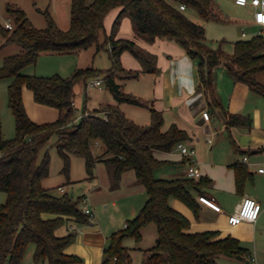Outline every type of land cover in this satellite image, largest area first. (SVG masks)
I'll return each instance as SVG.
<instances>
[{
	"label": "trees",
	"instance_id": "obj_1",
	"mask_svg": "<svg viewBox=\"0 0 264 264\" xmlns=\"http://www.w3.org/2000/svg\"><path fill=\"white\" fill-rule=\"evenodd\" d=\"M180 4H185L186 9H181ZM117 7L121 9L108 34L105 18ZM189 10L196 11L204 21H224L214 0H72L71 26L61 30L51 16L47 27L35 28L24 9L8 6L16 26L4 29L3 45L18 43L22 50L6 56L0 66V79L12 78L8 86L9 105L16 121V135L5 138L0 115V190L7 193L6 201L0 203V264H76L81 259L65 252L75 239V231L59 236L56 230L66 215L75 216L82 223L90 222L83 210L84 196L57 194L44 184L50 175L51 154L46 151L39 159V152L54 134L59 136L55 146L65 176L70 175L71 156L79 155L85 160L88 178L95 176L96 163L101 159L111 168L113 187L119 184L123 172L132 168L146 188L148 199L140 212L109 236L103 264H133L124 241L131 237L140 242L143 227L151 222L157 227L156 243L145 250L142 264H221L220 256L253 262L251 249L232 235L217 238L215 230L188 232L189 218L171 205V198H178L198 215L199 200L193 190L206 186L207 177L196 180L189 176L155 175V170L166 163L156 156V151H171L179 142L188 140L187 130L176 123L164 129L163 113L154 107H150L148 124L137 123L119 105L113 104H102L92 110L85 108L77 121L78 108L73 103L76 87L82 82L86 84L91 77L101 76L118 103L146 105L143 98L126 91L122 81L138 78L143 71H155V56L138 47L133 39L116 38L124 15L131 17L139 34L150 39L174 40L186 50L197 62L200 76L197 91L203 92L210 105H220L213 79V70L219 64H224L236 81L264 95V84L256 77L264 70V35L237 40L233 52H226L221 45L213 47L208 43L204 22L192 19ZM92 45L98 50L108 47L111 68H77L68 77L23 72L27 66L36 64L43 52L70 53ZM124 51L139 58L144 70L126 69L121 61ZM24 86L33 90L37 102L59 108L60 117L46 123L32 120L23 100ZM226 115L228 126L252 124L247 115ZM95 141L104 146L100 154L93 149ZM235 167L237 187L241 191L252 174L244 163ZM43 212L58 216L45 218ZM32 243L35 244L32 260L26 262Z\"/></svg>",
	"mask_w": 264,
	"mask_h": 264
},
{
	"label": "crops",
	"instance_id": "obj_2",
	"mask_svg": "<svg viewBox=\"0 0 264 264\" xmlns=\"http://www.w3.org/2000/svg\"><path fill=\"white\" fill-rule=\"evenodd\" d=\"M235 3L240 6L250 5L253 9L251 25L259 24L255 20L258 7L250 3L241 5L236 0ZM120 9V7L114 8L105 18L108 34L112 31ZM203 22L206 26L213 20H203ZM243 32L246 33L245 30ZM243 32V37L238 40L253 37H248ZM116 38L133 39L138 47L154 55L156 70L143 71L138 78L122 81L126 91L145 100L146 105L142 106L143 108H131L129 103H118L112 94L107 96L106 101L101 104L119 105L126 115L129 111L133 112L134 115L129 113L128 116L139 124L150 122V107H154L163 113L164 129L176 123L187 130L190 138L184 142L193 151L192 155L181 154L176 146L171 151H156V156L166 160V163L155 170V175L159 178L187 176L190 163L192 161L197 163L202 175L195 179L207 177L209 182L200 190H193L195 196L198 200L200 195L214 198L222 206V211H217L200 200L198 215L178 198H171V205L189 218L191 224L187 229L188 232L215 230L218 231L217 238L232 235L240 239L245 246L250 245L257 240L261 230L260 225L264 226L260 223V219L255 222L243 221L240 224L231 225L228 218L230 214L239 210L247 195L261 203L264 201V194L258 192V186L264 187V174L257 170L258 166L264 163V95L251 89L246 83L236 81L227 67L219 64L213 70V79L220 105H210L203 92L197 91L200 83L197 62L180 44L164 37L150 39L139 34L129 15H124L121 19ZM16 49H18L17 52L21 50L15 47L14 50ZM121 61L126 69L144 70L142 61L130 51H124L121 54ZM131 81L139 84V87L135 88L136 84L133 86ZM102 85L103 82L98 86L102 87ZM82 90L80 85H77L74 104L78 109L84 100ZM85 91L88 92L87 87ZM23 100L29 116L35 122H54L61 115L59 108L37 102L33 90L27 86L23 87ZM88 101L87 95L84 108L88 110L98 108L89 107ZM204 111L210 113L209 119L203 116ZM226 113L247 115L252 119V124L228 126ZM245 156L248 157L247 161L244 160ZM237 163H244L252 174L241 191L237 187L235 167ZM162 168L164 170H159ZM66 178V181L58 184L60 191L70 193L72 189L70 194L74 197L84 196L83 208L88 204L94 213V219L88 223H82L77 221L75 216L66 215L64 224L57 228L56 234L60 236L75 231V239L65 248V252L79 256L81 259L78 263L83 261V264H103L104 249L109 236L125 227L127 221L140 212L148 199L146 188L139 183L136 172L132 168L125 170L119 184L113 187L107 164L101 159L96 163L93 178H88L87 174H82L80 177L69 175ZM74 191L77 192V196L74 195ZM138 193L141 196L136 200L134 198ZM125 198H128L127 202L129 200L130 202L127 203ZM100 205H105L106 209ZM99 206L103 210L98 208ZM42 215L45 218L58 216L48 212H43ZM147 227L145 226L144 229ZM141 241H135V246L132 243L131 246L124 243L133 261V249L141 248L144 250L145 257V250L153 246L149 245L146 248L143 244L140 245Z\"/></svg>",
	"mask_w": 264,
	"mask_h": 264
},
{
	"label": "rangeland",
	"instance_id": "obj_3",
	"mask_svg": "<svg viewBox=\"0 0 264 264\" xmlns=\"http://www.w3.org/2000/svg\"><path fill=\"white\" fill-rule=\"evenodd\" d=\"M216 9L220 12L224 22H210L206 24V33L208 37V42L213 47H221L226 52H233L234 42L242 38L243 30L246 31L248 37H252L258 32L262 31L261 34L264 35V26L262 25H251L253 9L250 5L240 6L235 3V0H214ZM8 6L21 7L26 12L29 22L35 28H45L48 26V16H51L55 22V25L61 30H68L71 26V6L72 0H0V45H3L6 41L5 24L9 20L14 27L16 26L15 19L9 15ZM47 12V14H46ZM189 16L195 21L203 22L200 15L194 11H188ZM14 29V28H13ZM104 36L102 35V39ZM16 48H21L22 46L18 43L5 44L0 49V66L3 65L4 58L8 55L14 54L18 51ZM143 63V62H142ZM88 66H93L98 69H109L112 67V59L109 54L108 47L97 49L96 45H92L87 49H82L77 52L70 53H49L43 52L39 55L37 63L27 66L23 72L27 74H36L51 76L54 74H60L64 77H68L74 73L77 68H85ZM143 66L144 63H143ZM98 77H91L85 82L80 83V88L83 89L82 97L84 98L83 104L80 109L76 110L77 121L81 118L84 113V103H86L87 95L89 97L88 105L100 107L101 102H105L107 96H111L108 87L105 85L104 81L102 87L98 85H93L92 82ZM257 79L264 84V70L260 71L257 75ZM12 78H2L0 79V115L2 120V130L5 138H12L16 135V121L14 113L9 105V92L8 86ZM134 81L130 83L136 84ZM88 85V86H87ZM87 87V93H86ZM139 87V84L134 86ZM101 104V105H100ZM131 108H143L140 105L130 104ZM134 115L133 112L129 111L128 115ZM127 115V116H128ZM131 118V116H128ZM140 117V116H138ZM132 119V118H131ZM145 124V123H143ZM58 135L54 134L48 142L43 146L39 152V159H42L45 152L49 151L51 154L50 163V175L45 179L44 184L47 187H52L54 193H61L58 184L66 181V176L61 172L62 168V158L59 155L57 147L55 146L58 140ZM94 151L98 154L104 150V146L100 141H95L93 144ZM110 177L111 168L107 165ZM164 170V168L159 169ZM87 174L85 167V160L79 155L71 156V169L70 176L80 177L81 175ZM112 179V177H111ZM140 183V182H139ZM253 185H251V188ZM258 192L264 194V187L258 186ZM72 191V189H70ZM254 190V187L252 188ZM70 191V193H71ZM77 196V192H73ZM141 196L140 193L136 194L134 199H138ZM7 199V193L0 190V203L5 202ZM132 199V200H134ZM126 202L128 198H125ZM130 200L127 202L129 203ZM264 206V201L262 202ZM103 209H106L105 205H100ZM98 207L101 209V207ZM110 207H112L110 205ZM96 208V210L98 209ZM101 209V210H103ZM260 223L264 225V209L260 215ZM62 223L58 229L63 225ZM145 226L147 227L146 229ZM142 229L143 240L140 245L143 244L144 247L155 244V239L157 236L156 225L151 222L145 225ZM124 228V227H123ZM260 233L254 242H252L249 247L252 251L254 261L247 263L246 260H241L238 258H233L229 256H220L218 258L221 264H264V226L260 225ZM124 243L127 245H134L135 240L128 237L125 239ZM132 243V244H131ZM35 250V244H30L25 261L29 262L32 260V253ZM144 257V250L141 248L133 249V264H142ZM83 264V261L78 263Z\"/></svg>",
	"mask_w": 264,
	"mask_h": 264
},
{
	"label": "built area",
	"instance_id": "obj_4",
	"mask_svg": "<svg viewBox=\"0 0 264 264\" xmlns=\"http://www.w3.org/2000/svg\"><path fill=\"white\" fill-rule=\"evenodd\" d=\"M238 4L241 5H246V4H253L254 6L258 7V9L255 12V20L257 23L264 25V0H236ZM180 8L185 10L186 5L185 4H180ZM5 27L8 29H13L14 25L10 22L7 21L5 24ZM262 31L258 32V34H261ZM243 34H246L243 32ZM93 85H101L102 84V79L97 78L92 82ZM88 86V85H87ZM73 103H75L73 101ZM203 116L206 119L210 118V113L208 111L203 112ZM176 148L180 151L181 154L185 156H191L193 151L186 145L185 142H179L176 145ZM244 160L247 161L248 157L245 156ZM257 170L260 173L264 174V163L260 164L257 168ZM202 175V171L200 167L197 165L195 162H191L188 169H187V176L193 177V178H199ZM199 200L202 203H205L206 205L212 207L213 209L217 211H222V206L214 199L211 198L207 195H200ZM84 212L89 215V220L93 221L94 219V213L91 209V207L86 204L83 208ZM263 210V205L260 201H258L256 198L252 196H245L242 204L239 208L238 211L232 213L229 215L228 221L231 225H237L240 224L243 221H250V222H255L259 219L261 212ZM127 225V224H126ZM254 261V257H253Z\"/></svg>",
	"mask_w": 264,
	"mask_h": 264
}]
</instances>
